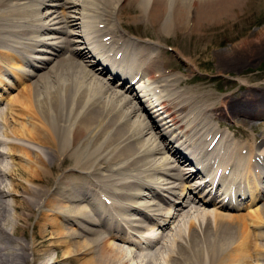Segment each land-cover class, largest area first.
Listing matches in <instances>:
<instances>
[{"label":"bare ground","instance_id":"bare-ground-1","mask_svg":"<svg viewBox=\"0 0 264 264\" xmlns=\"http://www.w3.org/2000/svg\"><path fill=\"white\" fill-rule=\"evenodd\" d=\"M11 1L0 0V92L15 86L11 76L34 80L0 106V264H126L124 257L131 259L134 252L113 240L140 252L143 244L164 248L162 224L166 229L169 220L188 216L183 207L190 202L179 204L185 191L200 205L223 210L247 206L245 192L247 203L264 196V134L259 144L237 146L225 140L224 148L219 134L212 147L218 131L208 126L212 119H234L238 113L264 118V89L244 85L231 106L227 96L205 103L190 88L179 90L185 76L159 65L171 63L156 50L159 42L117 33L110 19L93 17L94 0H17L23 2L19 8L27 4L30 20L36 11L33 22L19 18L21 23L7 17L6 5L18 9V2ZM126 1L107 7V16L119 19L134 4L145 11L135 22L158 26L165 37L182 38L236 24L254 0ZM99 22L104 26L98 27ZM47 54L60 59L49 66L54 58ZM114 75L119 77L112 80ZM189 160L193 163L183 164ZM108 169L124 177L104 182L100 177ZM98 187L118 202L108 204ZM97 199L112 215L96 217ZM160 202L169 204L166 212ZM256 213L264 227V201ZM212 214V226L195 227L190 219L186 234L176 230L170 240L178 249L172 247L165 264H213L215 258L238 264L244 259V252L229 251L224 215ZM143 219L161 228L160 235H152ZM255 237L263 240L264 230ZM259 247L263 251L257 258L264 260V243Z\"/></svg>","mask_w":264,"mask_h":264},{"label":"rangeland","instance_id":"rangeland-1","mask_svg":"<svg viewBox=\"0 0 264 264\" xmlns=\"http://www.w3.org/2000/svg\"><path fill=\"white\" fill-rule=\"evenodd\" d=\"M94 1L95 2L91 3L92 8L90 10L91 12H93L92 14H96H94L93 17H106L107 20L110 19L109 23L111 24V27L113 29L117 30V33L123 32L135 37H139L141 39L147 38L150 41L159 42L156 44L158 46L156 50L161 51L164 59L170 58L171 61L170 64L161 62L159 65L165 66L166 70H169L174 74L183 75V77L185 76L187 78L185 82L181 83L178 86L179 90L183 89L184 87L190 88L194 94L199 95L198 99L205 103L212 100H218L222 96H227L226 100L230 99L229 103L231 106L233 104V101L236 99L239 91L243 89L244 85H254L264 89V3L262 1L252 0L253 2L251 3V5L247 6V10L243 14L238 15L236 24L232 25L229 22L227 25L228 28L226 26L209 27L210 29L206 28L204 31H202L204 35L202 34L200 35V37L195 36L194 33L190 35L185 34L182 38H176L174 36L169 37L170 35H167L169 39H167V37L160 33L162 31L164 32V30L160 31L161 28H158V26L154 27L149 22H135L134 18L138 15L140 16L141 13L145 11H140L134 4L131 5L130 9H125L123 12L121 11L119 14V19H113L112 17L107 16V14L109 13L105 10L107 9V7L114 6L115 8L114 4L120 2L122 3V1L125 0H108V3L106 2V0ZM13 2L18 1L12 0L11 3ZM58 2L60 3V1ZM129 2H131V0H129ZM129 2L128 0L126 1L127 4H129ZM21 3L23 2H18V9L13 7L15 4H13L12 7H10V5H6L5 8L8 9L6 11L10 13L7 14V17L10 20L15 21H19V18H24L30 22H33L35 20L36 11L34 12L33 19L30 20L31 13H29L27 9V4L25 5V8H19L23 6L19 5ZM127 4L125 6H127ZM103 6H105V8H103ZM117 9L118 7L116 8V11ZM45 10L46 9L44 8L43 11ZM22 20L23 19H20L19 22L21 23ZM103 24L105 23L99 22L97 25L98 27H102L104 26ZM156 32H159L160 34L156 35ZM61 37L65 38L64 34L61 35ZM175 51L176 53H178V56H176ZM47 56L54 58L52 59V62L49 63V66L60 59V56H51L49 54H47ZM43 71H46V69H43ZM15 76L17 77V74ZM9 78L13 79L12 81L15 82V86L13 88L7 86L8 90H6V92H0V94L3 93L0 95V106H3L5 104L6 99H12L13 97L17 96L20 88L24 84H27L34 80V78L24 79L19 76L17 78H14L12 76ZM189 98L192 100V102L197 101V98L195 97ZM232 116L234 119H229L228 117H222L217 120L212 119L210 120L211 124H209L208 126L217 127V129L222 133L225 131L224 135L226 136L227 140L232 142L233 144H236L237 146L244 145L245 143H248V145H252V142H255V144H257L261 135L264 134V118L248 117L240 113L233 114ZM249 120L251 122H249ZM206 124L207 122L204 123V125ZM252 138H254L253 141ZM100 152L101 151H98L99 154ZM101 157L102 155H100L98 160H101L102 162ZM101 162L99 161L100 166ZM133 166L135 167V165ZM110 171L111 169H108L107 171H105L106 174H104V177H100L105 179V181L104 179H101L102 182H108L107 180L109 178L119 181L122 177H124L120 173L116 174V172ZM93 189H96V187L93 186ZM99 189L102 190V187H100ZM183 194V203L185 201L190 202L191 198H193V195L189 192ZM262 200L248 204L246 207H242L236 210H223L215 208V206L211 204L200 205L199 202H190L189 206L183 207V211H186L188 216L184 214L182 215V217L175 219L174 222L169 223V227H166V229L164 228V230H166L164 231V233H166V236H164L163 239L160 240V242L166 244L161 250L159 249L160 244L154 245L156 246V248L150 245L149 247H147V249L145 248L146 246H141L140 252L129 243L121 242L119 240H113V242L114 244L120 245L122 248L128 250L131 253L134 252L131 256V259L130 255L124 257V261L126 262V264H165V256H167V254H172L174 252V248L175 251H177L178 249V246L173 243L172 239L170 240V237L174 235L176 230H182L181 232L183 234H186V230L188 232V222L190 221V219H192L195 223V227H197L198 225L204 227L207 222L212 226V222L213 220H215V218H212L214 216L212 212H215V214H222L225 217V219L221 221V224L223 226L221 227L226 228V233H230L231 235L229 242V251L231 250V248L232 250L230 251V253L235 254L236 252V254H240V252H244L243 254L247 257L246 258L244 256V259L238 264H243L244 261V264H261V262H263L264 264V260H260L257 258V253L263 251V247L260 248L259 244L264 243V240H259L255 237L256 232H261L262 230H264V227L261 226L260 223V217H258L256 213V207L261 203ZM193 209H196V211H194ZM199 211L204 213L208 212V214L202 213L198 215L197 213ZM35 216L36 212L34 214V217L30 220L29 226H27V229L25 231L26 239H29L32 235L33 228L31 227V224L36 219ZM51 218L56 222L59 221L58 218ZM65 225L68 224L65 223ZM72 227L75 228L76 226ZM151 230L153 231V233H158L160 231L159 228L155 229V227H152ZM226 239L228 240V238ZM169 243H172V245L169 246ZM258 248L260 250H258ZM53 253L54 251H52L51 254ZM145 255L148 257H145ZM215 259L217 260V258ZM215 261H213V264L215 263ZM224 263L227 264V261H223V264ZM215 264H222V262L217 263L216 261Z\"/></svg>","mask_w":264,"mask_h":264}]
</instances>
